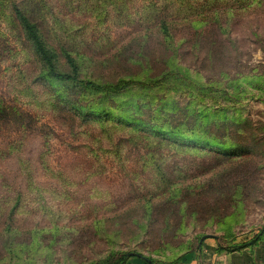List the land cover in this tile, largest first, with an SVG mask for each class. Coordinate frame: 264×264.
<instances>
[{
	"label": "rangeland",
	"instance_id": "rangeland-1",
	"mask_svg": "<svg viewBox=\"0 0 264 264\" xmlns=\"http://www.w3.org/2000/svg\"><path fill=\"white\" fill-rule=\"evenodd\" d=\"M14 5L58 71L126 88L49 79ZM125 253L261 264L264 0H0V264Z\"/></svg>",
	"mask_w": 264,
	"mask_h": 264
},
{
	"label": "trees",
	"instance_id": "trees-1",
	"mask_svg": "<svg viewBox=\"0 0 264 264\" xmlns=\"http://www.w3.org/2000/svg\"><path fill=\"white\" fill-rule=\"evenodd\" d=\"M14 15L18 20L21 28L25 32L28 41L31 43L34 52L39 57L41 63L47 69L46 76L57 83H63L65 85L73 84L75 86L86 89L92 93H103V94H113L114 96L122 93L126 88L125 85H101L94 81L83 79L79 74V66L76 60L69 54L65 53L64 58L66 63L70 67V73L65 74L57 70V54L50 48L45 42L44 38L41 35V32L38 28V25L30 20L26 13L19 8L17 5H14L13 8ZM205 147L209 146L206 141H203ZM213 147L214 144H211ZM259 236L254 238V241L257 240ZM253 242H250L248 245H252ZM247 246V245H246ZM240 246V247H246ZM132 254L125 253L120 255L117 259L114 260L113 264H125L127 260L131 257ZM141 257V256H139ZM142 258V257H141ZM149 264H153L151 260H146Z\"/></svg>",
	"mask_w": 264,
	"mask_h": 264
},
{
	"label": "crops",
	"instance_id": "crops-1",
	"mask_svg": "<svg viewBox=\"0 0 264 264\" xmlns=\"http://www.w3.org/2000/svg\"><path fill=\"white\" fill-rule=\"evenodd\" d=\"M233 257V256H230ZM197 261V259L195 258V256L193 257H189L185 260V264H195V262ZM220 262H228L227 258L225 259H221L219 260ZM231 261V258H230ZM251 262H261V264H264V254L262 253L261 255H259L257 258H255L254 260H250Z\"/></svg>",
	"mask_w": 264,
	"mask_h": 264
}]
</instances>
